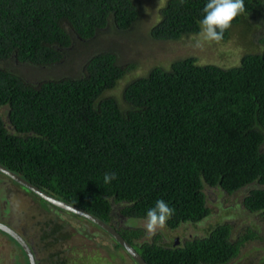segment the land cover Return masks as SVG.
<instances>
[{
	"label": "trees",
	"instance_id": "1",
	"mask_svg": "<svg viewBox=\"0 0 264 264\" xmlns=\"http://www.w3.org/2000/svg\"><path fill=\"white\" fill-rule=\"evenodd\" d=\"M207 2L168 0L153 39L199 34ZM244 4L223 40L244 16L264 18V0ZM142 13L137 0H0V107L8 108L0 164L111 224L148 264H229L256 233L234 241L230 224H219L182 245L160 244L117 221L146 220L162 199L174 209L170 229L194 226L211 214L210 189L246 192L245 210L264 220V36L262 51L236 67L194 57L154 67L126 85L124 106L106 93L136 65L113 51L93 54L76 78L31 83L9 67L51 68L103 30H129ZM106 173L116 179L105 184Z\"/></svg>",
	"mask_w": 264,
	"mask_h": 264
},
{
	"label": "rangeland",
	"instance_id": "2",
	"mask_svg": "<svg viewBox=\"0 0 264 264\" xmlns=\"http://www.w3.org/2000/svg\"><path fill=\"white\" fill-rule=\"evenodd\" d=\"M137 1L141 3L143 13L129 30L115 31L112 27L103 30L87 45L78 44L69 52L64 62L51 68L12 63L9 67L31 83L48 79L76 78L81 77L93 54L98 51H113L118 55L121 64L136 65L132 72L119 81L116 88L106 93L107 97H115L123 105V90L126 85L145 77L154 67L168 69L176 60L194 57L201 65L232 68L240 65L245 55L262 51L260 40L264 36V18L252 19L244 16L238 25L232 27L229 37L219 43L205 41L199 34L185 36L177 41H158L153 39L151 30L160 21V10L168 0ZM197 42L200 43L199 47ZM7 111V107H0V114L5 121ZM12 183L21 197L15 210L16 220L19 229L34 244L39 264H135L105 231L72 216L69 212L49 206L26 188L14 181ZM245 194L246 192L242 191L228 195L218 189H210L207 191L208 207L211 211L208 218L194 226L182 225L177 230L170 229L166 224L163 229H158L151 239L146 236V220L124 219L121 226L123 229L143 230L141 242L174 244L176 239H179L178 245H182L186 240L206 236L213 226L230 224L234 241L244 237L249 231L256 233L257 237L246 241L240 255L229 264H264V220L260 215L245 210ZM51 227L55 229L54 235L47 237L45 232ZM9 250V245L5 248L0 243V264H28L21 250H14L13 247L10 252Z\"/></svg>",
	"mask_w": 264,
	"mask_h": 264
},
{
	"label": "clouds",
	"instance_id": "3",
	"mask_svg": "<svg viewBox=\"0 0 264 264\" xmlns=\"http://www.w3.org/2000/svg\"><path fill=\"white\" fill-rule=\"evenodd\" d=\"M204 17L200 23L199 35L209 42L219 43L224 33L232 26L233 21L245 11L244 0H208L204 9ZM200 43L197 42V47ZM116 179L114 173L104 175V183L109 184ZM174 214L168 203L157 200L154 207L146 213V236L151 239L157 234L158 229L166 226L167 220Z\"/></svg>",
	"mask_w": 264,
	"mask_h": 264
},
{
	"label": "water",
	"instance_id": "4",
	"mask_svg": "<svg viewBox=\"0 0 264 264\" xmlns=\"http://www.w3.org/2000/svg\"><path fill=\"white\" fill-rule=\"evenodd\" d=\"M0 174L7 176L12 181L18 183L22 187L26 188L30 192L34 193L38 197H40L46 203L59 208L62 211L72 213L77 215L85 220L90 221L94 225L98 226L100 229L105 231L118 245H120L121 249L133 260L135 264H148L145 259L141 256V254L134 248V246L129 243L120 233L119 231L113 227L111 224L106 223L105 221L101 220L100 218L96 217L95 215L91 214L90 212L72 205L68 202L60 200L59 198L53 196L52 194L40 189L38 186L30 183L29 181L25 180L22 176L18 175L17 173L11 171L10 169L6 168L5 166L0 164ZM0 231L9 235L12 239H14L24 250L30 264H37L35 260L34 253L29 246V244L12 228L5 224L0 223ZM179 244V239H176L175 245Z\"/></svg>",
	"mask_w": 264,
	"mask_h": 264
},
{
	"label": "flooded vegetation",
	"instance_id": "5",
	"mask_svg": "<svg viewBox=\"0 0 264 264\" xmlns=\"http://www.w3.org/2000/svg\"><path fill=\"white\" fill-rule=\"evenodd\" d=\"M12 182L13 181L10 178H8L7 176L0 174V223L5 224V225L9 226L10 228H12L15 232H17L29 244V246L31 247V249L34 253L35 260H36L37 264H39V262L37 260V253L35 251L34 244H32L30 242V239L27 237V235L22 230L19 229L20 226L18 224V221L16 220L17 219V211H15V210H16V206L18 205L21 197L19 196L20 192L15 188V186ZM19 186H21V185H19ZM46 204H48V203H46ZM48 205L51 206L50 204H48ZM51 207H53V206H51ZM117 222H115L114 224L117 226V228H119L117 225ZM119 222H120V224H122L121 220ZM54 231H55V229H53L51 227L49 230H47L45 232V234L47 237H53ZM0 239H2V240H0V243L3 246H5V248H7L9 245V247H10L9 252L11 251L12 247L14 248V250H21L24 253V255L26 256L28 264H30L29 260L27 258V255L25 254L23 248L14 239H12L9 235H7L6 233H4L2 231H0ZM7 241L8 242L10 241L9 244ZM11 242H13V243H11ZM5 244H7V245H5ZM0 259H1V256H0ZM9 264H11V262ZM13 264H15V263H13Z\"/></svg>",
	"mask_w": 264,
	"mask_h": 264
}]
</instances>
